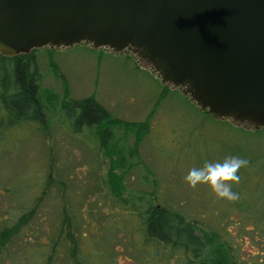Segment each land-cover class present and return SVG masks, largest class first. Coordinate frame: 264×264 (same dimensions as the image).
Instances as JSON below:
<instances>
[{"label":"rangeland","instance_id":"374dc122","mask_svg":"<svg viewBox=\"0 0 264 264\" xmlns=\"http://www.w3.org/2000/svg\"><path fill=\"white\" fill-rule=\"evenodd\" d=\"M29 52L36 54L40 67L44 122L0 132V227L8 206L26 210L35 206L37 213L26 236L36 243L38 238L47 241L62 225L66 210L80 244L83 232L87 233L85 237L91 236L90 241L100 247H116L124 261L131 253L124 235L136 220L109 181L110 172L121 173L124 196L145 192L152 203L187 214L203 229L219 231L240 264L264 261L260 161L245 168L246 174L238 173L240 183L232 184V191L239 194L235 202L217 198L208 185L193 189L184 180L192 167L236 155L230 152L239 153L240 146L264 160V128L215 116L180 86L163 81L158 71L130 50L80 42ZM163 87L169 88V95L158 100ZM90 95L123 121H145L155 109L149 131L138 136L136 128L114 123L110 125L113 137L104 143L96 125L79 129L71 108L62 101ZM3 112L0 103V115ZM118 158L127 167L115 166ZM17 190L27 192L26 197ZM67 239L61 236L63 251L68 249ZM25 248L13 242L8 251L20 255ZM5 260L4 264H14L9 256ZM59 261L72 262L65 252Z\"/></svg>","mask_w":264,"mask_h":264},{"label":"water","instance_id":"95a60500","mask_svg":"<svg viewBox=\"0 0 264 264\" xmlns=\"http://www.w3.org/2000/svg\"><path fill=\"white\" fill-rule=\"evenodd\" d=\"M132 51L201 107L264 126V0H0V52Z\"/></svg>","mask_w":264,"mask_h":264},{"label":"trees","instance_id":"16d2710c","mask_svg":"<svg viewBox=\"0 0 264 264\" xmlns=\"http://www.w3.org/2000/svg\"><path fill=\"white\" fill-rule=\"evenodd\" d=\"M41 79L35 53L0 52V103L4 111L0 115L1 133L4 134L6 130L17 125L27 123L33 127L44 122ZM162 90L158 100L169 95L168 87H163ZM62 104L71 108L70 114L75 117L79 129L84 124L96 125L104 143L112 139L114 133L110 125L114 123H124L128 128L131 126L136 128L138 136L147 133L151 126L150 118L155 112L154 109L145 121H123L114 117L94 95L64 100ZM77 108L79 112H76ZM106 123L108 126L102 128L101 125ZM230 153L248 159L250 161L248 167L260 161L257 173L260 180L262 176L264 177V160L257 159L254 152L240 146L239 153ZM124 161L118 158L114 164L127 167L128 163ZM244 169L241 168L239 173L246 174ZM123 179V174L110 172L109 181L112 182L110 184L114 194L122 198L123 204L129 207L128 215L136 220L134 228L124 235L127 237L128 249L131 252L125 256L124 261L115 252L116 247L113 245L108 249L100 247L93 239L90 241L91 236L85 237L87 233L83 232L80 244L81 242L76 239L71 215L66 210L62 225L52 232L47 241L38 238L36 243L31 236L26 235L37 208L33 206L26 210L25 207L14 209L8 206L1 216L4 221L0 227V264H4L6 256L11 257L14 264H42L43 255L46 256L43 264H63L59 261V256L63 252L72 261L68 264H240L236 261L230 243L219 231L203 229L187 214L173 211L160 203H152L145 192L124 196ZM241 187L240 192L243 190ZM5 190L11 191L10 188ZM17 191L26 197L27 192ZM119 230L121 232V229ZM61 236L68 238V249L64 251L61 250ZM13 242L24 244L25 251L18 252L20 255L9 252L8 248ZM257 264H264V261Z\"/></svg>","mask_w":264,"mask_h":264},{"label":"clouds","instance_id":"9594fccd","mask_svg":"<svg viewBox=\"0 0 264 264\" xmlns=\"http://www.w3.org/2000/svg\"><path fill=\"white\" fill-rule=\"evenodd\" d=\"M250 161L246 158L229 155L222 161H205L202 167H192L184 177L191 188L208 185L217 198L235 202L239 194L232 191V184H239L241 168H247Z\"/></svg>","mask_w":264,"mask_h":264}]
</instances>
